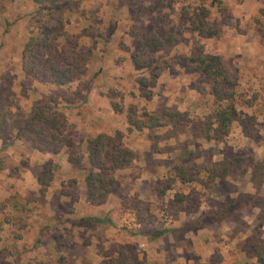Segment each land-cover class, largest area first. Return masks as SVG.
<instances>
[{
    "label": "rangeland",
    "instance_id": "1",
    "mask_svg": "<svg viewBox=\"0 0 264 264\" xmlns=\"http://www.w3.org/2000/svg\"><path fill=\"white\" fill-rule=\"evenodd\" d=\"M219 1L211 6L210 0H156L162 6L155 12L146 5L135 8L130 0L65 5L72 8L65 30L79 36L87 70L64 86L70 101L61 100L58 109L83 147L87 137L97 135H90L95 130L110 135L120 130L135 157L114 171L105 201L91 204L81 168L87 160L80 166L69 163L73 169L65 172V148L39 164L41 158H33L25 145L17 148L15 132L0 139V203L9 200L0 214L5 221L0 264H100L109 259L122 264H262L253 240L264 241V0ZM34 8L33 0H0V95L11 89L25 111L53 89L27 80L22 71L20 55ZM201 8L209 10L203 22L215 31L210 37L201 36L192 23ZM90 27L94 36L84 35ZM149 35L166 45L151 53L156 60L150 70L138 69L132 63L136 40ZM199 53L220 56L233 81L219 90L234 95L237 111L224 137L207 127L215 106L228 99L215 100V86L197 69ZM151 71L159 77L146 90L151 93L147 101L137 81ZM95 87L109 107L90 118L96 114L89 106ZM112 103L123 111L116 112ZM130 103L157 114L183 115L166 116L162 127L129 132L125 112ZM11 141L16 146L8 148ZM72 178L78 181L74 201L60 192L63 184L73 189L67 183ZM13 202L25 209L13 208ZM88 216L109 221L81 220ZM16 217L24 228L19 229ZM162 229L167 232L154 238Z\"/></svg>",
    "mask_w": 264,
    "mask_h": 264
},
{
    "label": "trees",
    "instance_id": "2",
    "mask_svg": "<svg viewBox=\"0 0 264 264\" xmlns=\"http://www.w3.org/2000/svg\"><path fill=\"white\" fill-rule=\"evenodd\" d=\"M33 2L35 8L27 26L30 36L24 43L20 55L22 71L27 80L50 86L53 89L48 95H43L40 100H36L28 111L21 107L11 89H8L4 95H0V139L15 132L17 139L29 142L39 152L58 154L62 148H65L67 161L72 165L80 166L84 160H87L88 166L81 167L86 170L84 183L87 200L91 204L103 203L114 186V171L129 165L135 157L134 152L124 146V133L120 130H116L113 135L100 133L89 136L85 139V147L82 146V139H77L76 134L69 132L68 119L65 113L58 109V104L61 100L70 101L66 98L64 86L70 84L87 70V61L80 47L79 36L69 34L65 30L69 23L66 12L72 11L71 7L65 9V5L69 4L70 6L72 0H33ZM216 3L221 4L219 0H210L211 6ZM130 5H136L135 8L146 5V10L150 12H155L162 6L156 0H130ZM218 8L225 9V6ZM200 11L203 17L199 13L197 14L196 10L193 13L194 29L198 30L201 36L210 37L215 31L209 23L203 22L204 18L209 17V10L201 8ZM256 22L259 24L257 30L260 32L263 25L259 20ZM88 28L83 29V34L94 36L93 28L90 27L91 30ZM4 31H7V27ZM165 45L164 40L153 35L136 40L138 49L132 54L133 65L138 69L150 70L156 60V57L151 53L162 50ZM195 62L200 73L215 86L213 87L215 100L228 99L226 105L219 103L215 106L214 121L208 123L207 131L215 132L220 137L227 136L237 111L234 95L229 90L224 94L219 90H223L222 83L229 85L233 81L228 76L220 56L199 53ZM158 77L159 72L151 71L149 77H141L137 81L140 96L145 100L151 99V93L146 90L156 85ZM111 91L113 90L111 89ZM109 97L112 98V96ZM112 105L116 112L123 111V108L118 107L116 103H112ZM175 114L183 115V113L176 112L157 114L154 111H148L143 106L139 107L135 103H130L125 112L127 129L130 132L162 127L163 119ZM214 124L216 125L214 126ZM209 137L210 135L207 136V138ZM47 173L48 171L45 172V175ZM219 176L224 177V174ZM37 179L40 183L42 178L38 176ZM182 180L187 182L190 179L183 177ZM77 182L75 178L67 182L68 187L73 188L70 191L63 189V184L61 194L69 197L72 201L76 200ZM42 184V193H45L47 183L43 182ZM7 201L9 200L5 199L0 203V214L3 213ZM12 206L13 208L17 207V210L25 209V205L16 202H13ZM20 219L21 217L14 219L20 224L19 229L25 226V223H20ZM5 220L9 221L10 217L5 215ZM81 220L98 223L109 221L108 218L102 219L96 216L82 217ZM3 222L0 221V225ZM166 232V229L158 230L153 233V236L159 238ZM17 238L19 239L21 236L18 235ZM253 248L257 255V261L264 264V241L255 238ZM100 264H122V261L109 259Z\"/></svg>",
    "mask_w": 264,
    "mask_h": 264
},
{
    "label": "crops",
    "instance_id": "3",
    "mask_svg": "<svg viewBox=\"0 0 264 264\" xmlns=\"http://www.w3.org/2000/svg\"><path fill=\"white\" fill-rule=\"evenodd\" d=\"M102 96H105V94H103L102 92H98V87H95V88H93L91 90V92H90V98L91 99L89 100V106L94 109V111L96 112V114L90 116V118H98V116H99V114H100L101 111L102 112L105 111V110L107 111V107H109V103H108L107 99H104V97H102ZM65 108L66 109H70L71 107L69 106V107H65ZM99 110H101V111H99ZM106 114L107 113H105V115ZM99 133H106V132H102V130L101 131L100 130L99 131L95 130V131L91 132L90 135L99 134ZM110 133H111V131H108L107 130V133L106 134L110 135ZM15 141H16L17 148L19 146H21L19 144L22 143L29 150V153H30V155L33 158H35V159L36 158H39V159L41 158V160H39V162H40L39 164H42V162H43L42 159H45L46 158L45 160H47V159L51 158L52 156L57 155V154H52L51 155L50 153H47V152H39L36 149H34L33 147H31V145L28 142H24V141H21V140H18V139H15ZM15 141L13 143L11 141L8 144V148L12 147V145L13 146H16L15 145ZM64 158H66V156H64ZM64 165H65V168H64V171L65 172H66V170L69 171V170L73 169V166L70 165L69 162L66 159L64 161ZM83 201L85 202V198L83 199Z\"/></svg>",
    "mask_w": 264,
    "mask_h": 264
}]
</instances>
